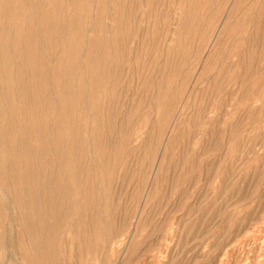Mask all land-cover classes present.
Wrapping results in <instances>:
<instances>
[{"label": "rangeland", "instance_id": "1", "mask_svg": "<svg viewBox=\"0 0 264 264\" xmlns=\"http://www.w3.org/2000/svg\"><path fill=\"white\" fill-rule=\"evenodd\" d=\"M0 39V264H264V0H0Z\"/></svg>", "mask_w": 264, "mask_h": 264}, {"label": "bare ground", "instance_id": "2", "mask_svg": "<svg viewBox=\"0 0 264 264\" xmlns=\"http://www.w3.org/2000/svg\"><path fill=\"white\" fill-rule=\"evenodd\" d=\"M205 3V2H204ZM208 4V3H207ZM196 17V16H195ZM204 17V16H203ZM214 18V17H213ZM212 18V19H213ZM38 28V27H37ZM205 32V31H204ZM206 33V32H205ZM4 34V33H3ZM121 36V35H120ZM189 39V38H188ZM0 40H2V39H0ZM74 41V40H73ZM118 42V41H117ZM178 46V45H177ZM186 46V45H185ZM176 48V47H175ZM168 54V53H167ZM107 55V54H106ZM110 56V55H109ZM27 58V57H26ZM93 59V58H92ZM21 61V60H20ZM18 62V61H17ZM92 63H93V61H92ZM36 64H37V62H36ZM3 65V64H2ZM40 66V65H39ZM180 66V65H179ZM176 72V71H175ZM105 75V74H104ZM94 76V75H93ZM185 81V80H184ZM103 84V83H102ZM34 85V84H33ZM51 90V89H50ZM65 91V90H64ZM67 92V91H66ZM16 95H17V93H16ZM69 96V95H68ZM112 97V96H111ZM4 99V98H3ZM8 99V98H7ZM77 105V104H76ZM78 106V105H77ZM59 108H60V106H59ZM38 109V108H37ZM72 110V109H71ZM27 111V110H26ZM30 111V110H29ZM44 111H45V109H44ZM83 111V110H82ZM92 111V110H91ZM106 111H107V109H106ZM41 112H42V110H41ZM27 113V112H26ZM49 113V112H48ZM46 114V113H45ZM92 114V113H91ZM48 115V114H47ZM93 115V114H92ZM35 119V118H34ZM31 120V119H30ZM40 123V122H39ZM48 124V123H47ZM107 125H109V124H107ZM45 126H46V124H45ZM66 126V125H65ZM118 127V126H117ZM53 128V127H52ZM151 128V127H150ZM108 129H109V127H108ZM153 129V128H152ZM151 131V130H150ZM109 132V131H108ZM75 134V133H74ZM106 135V134H105ZM22 136V135H21ZM45 136V135H44ZM119 138H120V136H119ZM22 139H24V138H22ZM36 139V138H35ZM53 141V140H52ZM57 141V140H56ZM109 141V140H108ZM60 142H62V141H60ZM79 142V141H78ZM131 142V141H130ZM140 143V142H139ZM125 145V144H124ZM23 146V145H22ZM45 146V145H44ZM60 146V145H59ZM111 146V145H110ZM123 146V145H122ZM119 147V146H118ZM24 149V148H23ZM29 150V149H28ZM58 150V149H57ZM77 150V149H76ZM112 150V149H111ZM15 152V151H14ZM32 152V151H31ZM31 152H30V154H31ZM108 152V151H107ZM18 153V152H17ZM118 153V152H117ZM28 154H29V152H28ZM29 154V155H30ZM9 155V154H8ZM17 155V154H16ZM77 155V154H76ZM117 155V154H116ZM111 156H113V155H111ZM114 156H115V154H114ZM114 158V157H113ZM116 158V157H115ZM144 158V157H143ZM112 159V158H111ZM14 162V161H13ZM112 162H113V159H112ZM129 163V162H128ZM33 164V163H32ZM40 164V163H39ZM29 165V164H28ZM58 165V164H57ZM30 167V166H29ZM37 167V166H36ZM60 167V166H59ZM31 168V167H30ZM49 169V168H48ZM32 172V171H31ZM31 172H30V175H31ZM57 172H58V170H57ZM42 175V174H41ZM65 175V174H64ZM66 176V175H65ZM3 177V176H2ZM1 177V178H2ZM16 178V177H15ZM37 178V177H36ZM35 178V179H36ZM59 179V178H58ZM79 179V178H78ZM60 181V180H59ZM64 181V180H63ZM69 182V181H68ZM31 183V182H30ZM28 185V184H27ZM48 186H49V183L47 184ZM53 186V185H52ZM57 188H58V186H56ZM43 189V188H42ZM54 189V188H53ZM27 190V189H26ZM49 190V189H48ZM56 191V190H55ZM66 191V190H65ZM71 191V190H70ZM13 192V191H12ZM10 193V192H9ZM47 193H49V192H47ZM40 197V196H39ZM61 197V196H60ZM14 198V197H13ZM36 198V197H35ZM42 198V197H41ZM65 202V201H64ZM66 204V203H65ZM64 204V205H65ZM94 204V203H93ZM92 204V205H93ZM55 205V204H54ZM67 206V205H66ZM69 206V205H68ZM62 207V206H61ZM96 207V206H95ZM27 208V207H26ZM67 208V207H66ZM43 209V208H42ZM57 209V208H56ZM59 210V209H58ZM65 210V209H64ZM48 212V211H47ZM49 213V212H48ZM30 214V213H29ZM59 214V213H58ZM43 215V214H42ZM50 216V215H49ZM61 218V217H60ZM58 219V218H57ZM100 219V218H99ZM48 220V219H47ZM104 221V220H103ZM49 222V221H48ZM19 223V222H18ZM56 223H57V221H56ZM262 223H263V221H262ZM20 224V223H19ZM1 225V224H0ZM32 226V225H31ZM2 227V226H1ZM5 227V226H4ZM39 227V226H38ZM253 228V227H252ZM259 231V230H258ZM169 232V231H168ZM47 235V234H46ZM245 235V234H244ZM169 236V235H168ZM240 238V237H239ZM261 238V237H260ZM49 239V238H48ZM256 240V239H255ZM119 241V240H118ZM43 242V241H42ZM237 242V241H236ZM253 242H254V240H253ZM261 243H263V242H261ZM116 244V243H115ZM111 247H112V245H111ZM165 248V247H164ZM229 248V247H228ZM45 250V249H44ZM164 256V255H163ZM261 256V255H260ZM260 256H259V258H260ZM105 257V256H104ZM223 258H224V256H223ZM231 258V257H230ZM258 261V260H257ZM253 262V261H252ZM260 262V261H259ZM248 263V262H247ZM221 264V263H220Z\"/></svg>", "mask_w": 264, "mask_h": 264}]
</instances>
